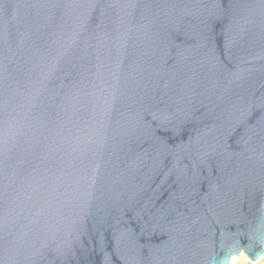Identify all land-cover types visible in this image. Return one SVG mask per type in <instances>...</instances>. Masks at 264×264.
I'll use <instances>...</instances> for the list:
<instances>
[{
	"label": "water",
	"instance_id": "1",
	"mask_svg": "<svg viewBox=\"0 0 264 264\" xmlns=\"http://www.w3.org/2000/svg\"><path fill=\"white\" fill-rule=\"evenodd\" d=\"M264 258V0H0V264Z\"/></svg>",
	"mask_w": 264,
	"mask_h": 264
},
{
	"label": "rangeland",
	"instance_id": "2",
	"mask_svg": "<svg viewBox=\"0 0 264 264\" xmlns=\"http://www.w3.org/2000/svg\"><path fill=\"white\" fill-rule=\"evenodd\" d=\"M230 264H264V258L255 263L251 262L245 255L241 254L233 257Z\"/></svg>",
	"mask_w": 264,
	"mask_h": 264
}]
</instances>
